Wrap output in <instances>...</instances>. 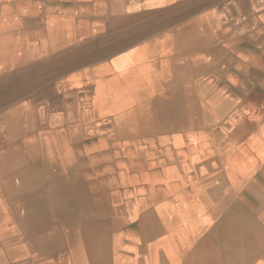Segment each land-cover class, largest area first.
Segmentation results:
<instances>
[{
	"label": "bare ground",
	"instance_id": "bare-ground-1",
	"mask_svg": "<svg viewBox=\"0 0 264 264\" xmlns=\"http://www.w3.org/2000/svg\"><path fill=\"white\" fill-rule=\"evenodd\" d=\"M187 1L39 0L76 30L29 36L0 0V69L129 32L0 75V264H264V0Z\"/></svg>",
	"mask_w": 264,
	"mask_h": 264
},
{
	"label": "rangeland",
	"instance_id": "rangeland-1",
	"mask_svg": "<svg viewBox=\"0 0 264 264\" xmlns=\"http://www.w3.org/2000/svg\"><path fill=\"white\" fill-rule=\"evenodd\" d=\"M27 1H28V4H26L27 8L19 7V5L17 3H15V4L13 3L10 5L9 10L10 11L12 10L13 12L15 11L18 14H20L19 15V18H20V24L19 25H20V27L25 26L28 28V32H30L29 36L31 34H35L38 26L45 24L42 22H45L49 16L54 17V18L57 17L56 20H62L63 19L65 21H67L71 27V31L75 32L76 27L73 24V21L75 19H77L75 16V9L68 10L66 8L55 6V5L50 4V3L49 4H47V3L38 4L39 0H27ZM191 3H192V1L189 0V1L185 2L184 4H182L184 6H180L177 9L180 10V9L184 8L185 6L190 5ZM53 14H55V15H53ZM100 16H103V11H100ZM82 19L87 21L90 19V16L85 15L84 18H82ZM137 27L141 28V26L136 25L135 30L137 29ZM128 33L129 32L127 30H124V31H122L121 35L116 34V35H106V36H96V37H94L92 34H86V36L81 37V34L79 33V34L73 36L72 38L70 37L71 40L74 42L76 39L79 38L77 40V43L80 44L79 46H77L75 48H74V46L69 47V48L63 46L61 49H59L58 52H56V51L54 52V51H51L49 49H43V50L39 51V55L40 54H41L40 56L45 55V57L47 56V59H45V60L34 59V57L36 55H38V53H34L36 55L31 56L32 58L30 57V59H27V60L25 58L26 61L17 62V63L12 64V65L10 63V65H8V66H6V65L3 66L2 69H0V75L10 74V72H11V74H10L11 77H10V80L7 82V84L8 85L13 84V83H15V80L17 79L15 77V75L18 74L15 72L13 74V71L22 67V64H24V65L27 64L26 68H29L33 74H34L35 69L38 70L37 71L38 73L43 72V75L47 74V76L45 77V81L44 82L42 81L41 85L47 84L50 82H55V81L62 78L61 76L63 75V73L70 72L73 68V64H71V63H64L63 65H60L58 60H59V58H61V56H64V57H62L64 59L65 58H74L75 61H77L78 58L83 56L84 54L87 56H90L92 54L98 53V51H100V50H98L99 48H101V49L103 48V50H104V49H109L110 47L114 46L115 50H117L129 39V37H128L129 35H125ZM25 38H26V36H25ZM58 46H62V44L58 43ZM116 52L117 51H114L113 53H116ZM72 55H76V56H72ZM35 63L36 64L41 63V65H44V68L39 69L38 67L35 66L36 65ZM28 65H31V66H28ZM35 76H37V75H35ZM29 79H32V77H29L28 80L26 81V83L32 82V80H29ZM75 89H77V91L79 93L77 95H74L76 97H73V98H77V96H79L78 98L80 99V103L81 102H83V103L87 102V104H89V102H88L89 98L84 96V95L90 93L91 83L89 84V83L85 82L84 84H82V83L78 84V85H76ZM52 95L53 96H51V98H55L56 96L58 97V92L54 93V94L52 93ZM59 96H60V94H59ZM111 140H114V139H111ZM117 153H119L121 157L125 156V154L123 152H117ZM140 183H142V181H140Z\"/></svg>",
	"mask_w": 264,
	"mask_h": 264
}]
</instances>
